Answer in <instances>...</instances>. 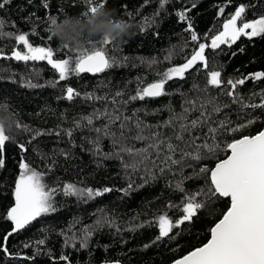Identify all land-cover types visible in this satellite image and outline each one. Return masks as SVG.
I'll list each match as a JSON object with an SVG mask.
<instances>
[{"label":"trees","instance_id":"16d2710c","mask_svg":"<svg viewBox=\"0 0 264 264\" xmlns=\"http://www.w3.org/2000/svg\"><path fill=\"white\" fill-rule=\"evenodd\" d=\"M195 2L196 7L192 8V0H170V3L161 10L160 0H149L148 3H145V0H108L106 8L114 10L117 17L131 20L136 25L132 29V36L116 40L115 48L108 46L109 55L115 56L120 63L104 73L70 77L68 81L60 82L55 88L48 86L47 82L58 79V74L54 73L46 62H29L25 65L23 62L0 59V84L3 85L0 103H4L7 98L10 110L19 113L16 116L17 120L22 125H28L33 132L52 133V135L40 136L34 141L33 132H24L15 127L11 133H7L14 137L12 139L14 143L7 145L6 166L0 169V242L12 228L10 222L3 220V216L14 204V182L19 174L21 158L42 172L47 171L46 164L55 162L54 171L49 172L45 177L49 185H53L56 178H59L61 183L72 182L81 187L94 189L103 187L114 189L102 197L87 202L79 201L76 197L57 196L56 213L38 218L25 230L9 238L8 247L21 256L35 255L37 252L35 242L46 238V243L40 246V254L35 255V260L14 259L0 254V264H63L58 260L61 253L69 255L72 264H106V262L168 264L208 241L209 229L227 210L228 199L220 198L211 205L213 212L209 214L205 210L200 213L201 219L182 226V229L177 230L180 235L174 240L152 244V240L158 235V228L145 225L144 228H137L134 231L127 229L134 224L148 221L164 211H168L173 218L180 215L178 210H168L165 207L169 202L174 204L181 202L182 194L169 187L170 184L174 185L181 179L179 171L174 166L175 175L173 172H165L163 175L157 172V179L147 184H144L141 178L143 173L131 174L134 190L125 195L121 190L128 187L129 180L125 178L121 160L115 156L105 158L103 155L118 151V147L114 148L111 139L105 137L100 141L101 153L96 154L93 144L89 141L94 140L97 134L89 131L88 128H76V123L81 117L90 115L95 109L103 110L105 107V102L85 101L84 93L108 95L110 101L116 91H121L125 93L122 99H127L129 95L135 94L138 77L142 78L146 85L158 78L157 72L185 62L184 57L190 56L195 45L190 41L189 33L183 31L187 22L179 21L176 12L191 9L189 15L201 37L205 33H208L209 37L218 34L222 30L224 20L234 14L240 4L254 5L246 11V18L249 20L258 18L264 13V0H195ZM124 3L127 4V10L121 7ZM48 4L49 7L46 9L43 7V0H32L31 3L29 0H12L5 9H0V19L6 22L4 31L14 34L29 33L30 42L34 46H43L46 41L42 37L48 27L49 15H55L59 20L65 15H79L85 9L81 0H48ZM221 5H226L225 12L223 15H218ZM128 12L132 13V17L128 16ZM146 18L147 23H145ZM33 29L36 34H32ZM156 33L158 35H155ZM185 40L188 41V47L181 50L180 45ZM58 42L59 40L55 38L50 43L58 46ZM202 42H210V40H202ZM15 47L17 45L14 37L0 38V48L4 49L5 54L10 55ZM18 47L21 50L23 48L22 45ZM174 47L176 54L169 63L164 57ZM240 49L243 51L241 52ZM206 54L210 58L209 70L221 71L225 81L264 71V38L256 37L250 41L242 37L231 48L222 45L216 52L206 50ZM54 58H64L63 53H57ZM153 58L158 63L149 67L148 61ZM34 69L39 71V76L31 75ZM29 79L32 83L45 86L24 87V83ZM206 83V72L193 69L186 74L185 80L176 79L166 85V90L171 92V95L134 101L127 106L125 114L131 115L133 110L139 108L142 109L139 115L146 123L163 124L173 112H183L184 107L188 106L185 104L186 100H195L199 103L214 98L217 104L228 106L212 114V120L216 123H212L211 126L215 127L219 121L224 120L231 121L230 127L245 125L239 132L218 135L217 142L220 143L221 148L242 135H255L261 131L264 127V109L241 110L238 104L232 103L231 98L224 94L227 90L224 86L221 90L208 88L206 93L199 91L198 89L206 87ZM193 85L198 88H194ZM67 86L73 87L82 95L74 101L61 99L60 97L65 95ZM261 92H264V81L249 79L239 87V93L244 97L245 103H260ZM107 106L112 107L110 103H107ZM208 111H212L211 106L208 107ZM199 115L197 111L190 112L188 119L189 121L196 119ZM249 120L255 122L249 124ZM105 123L104 119L95 120L94 127H101ZM63 130H73L72 137L64 134ZM161 130L171 135L168 129ZM57 131L61 132L60 136L55 135ZM184 135L185 140H188L189 134ZM191 135L198 137L196 144H203L205 141L211 143L208 126L198 128ZM172 142L180 144L184 151H193V147H185L175 138ZM18 143L26 144L28 151L20 152L15 146ZM136 146L143 147V144L136 142ZM62 151L70 153V156L62 155ZM227 154L228 152L218 151L215 156L201 161L187 159L185 163L189 166L184 167L183 175L192 178L184 180L186 191L194 193L206 188L207 175L199 174V168L205 165L211 168ZM176 158H180L179 152ZM100 216L114 218L120 226V231L105 226L93 234L86 249H80L78 244L76 248L64 246V236L60 234L62 231L71 235L68 232L71 227L72 231L80 234L85 226L94 225ZM74 221L79 222L73 227ZM25 243L31 244L32 247H23ZM146 244L149 247L145 248Z\"/></svg>","mask_w":264,"mask_h":264},{"label":"snow or ice","instance_id":"6c2138e0","mask_svg":"<svg viewBox=\"0 0 264 264\" xmlns=\"http://www.w3.org/2000/svg\"><path fill=\"white\" fill-rule=\"evenodd\" d=\"M12 0H2L0 9H5ZM32 0H29L31 3ZM85 5V9L79 14L87 16L89 13H95L98 9L105 8L108 0H81ZM149 0H145L148 3ZM170 0H160V9L163 10ZM43 7L48 8V0H43ZM122 9L127 10V4L121 5ZM192 8L196 7L195 0H192ZM226 5H221L218 15H223ZM254 7L252 4H240L236 7L234 14L226 18L222 24V30L218 34L208 36L205 33L203 37L198 35L195 30L189 12L191 9H184L176 12L179 21H186L187 25L183 29L189 33L190 41L195 45L190 56H185L183 63L168 67L162 72H157V79L154 82L144 84L142 78H137V85L134 95H129L127 99H122L125 93L116 91L109 101L108 95L97 96L94 92H86L83 94L85 101H101L105 102L103 110L95 109L90 115L81 117L76 123V128H88L89 131L95 132L96 138L89 141L94 146L96 154L101 153L99 147L100 141L107 137L110 138L114 148L118 147V151L114 153H103L105 158L115 156L121 160L122 168L125 172V178L129 180L128 187L121 191L127 195L134 190V181L131 180V174L143 173L142 179L144 184L157 179V172L163 175L165 172H173L174 166L181 176L174 185L170 184L175 191L182 194L180 204L167 203L165 207L168 210L176 209L180 212L178 217H171L168 211L158 213L152 219L144 221L140 224H134L129 227L128 231H134L137 228L148 227L158 228V235L152 240V244L163 242L164 240H174L180 235L177 230L182 226L194 223L201 219L200 213L207 210L209 214L214 211L211 207L215 201L220 198H228L230 206L227 211L222 214V218L214 223L210 231V239L200 247H195L187 254L182 255L178 259L173 260V264H264V130L259 131L255 135H242L238 139H233L221 148L217 142L218 135L223 133L239 132L245 125H237L230 127L231 121H219L217 126H211L216 123L212 120V114L220 112L222 107L228 105H219L214 98L200 101L186 100L183 112H173L169 119L163 124H148L140 117L142 109H135L131 115L125 114L127 106L134 101H146L148 98H158L172 93L166 90V85L170 81L185 80L186 74L191 70H204L207 76V83L204 89H198L201 92H207L208 88L221 90L224 86L227 90L224 92L226 96L231 98V102L238 104L240 109H264V92H261L260 103H245L244 97L239 93V87L243 86L247 80L264 81V71L251 73L248 76L227 79L222 78V72L219 70H209L210 58L206 54V50L216 52L221 49L222 45L231 48L242 37L252 40L253 38H264V13L258 18L247 19L246 11ZM132 17V13H127ZM48 27L45 29L43 46H34L29 39V33L14 34L5 32L6 22L0 19V38H13L16 41L15 47L10 55L5 54L4 49L0 48V59L14 60L23 62L27 65L29 62H46L54 73L58 74V79L47 82L50 87H57L60 82H66L70 77H79L81 74H100L108 69L117 66L120 61L115 56L109 55L108 46L116 47V39L105 37L100 39L93 46L89 44L83 49L73 48L62 41L58 42V46L50 42L54 41L55 33L52 26L58 21L57 16L49 15L47 17ZM155 21L153 20L152 23ZM145 23H147V18ZM143 30V29H142ZM32 34H36L33 29ZM155 35H158L156 33ZM208 41L210 42H202ZM22 45V50L18 47ZM188 47V41L185 40L180 45L181 50ZM242 52L243 49H240ZM57 53H63L64 58H54ZM175 47L168 51V55L164 57L166 61L171 63L175 57ZM235 55V53H233ZM126 59V58H125ZM158 61L153 58L148 61V66L157 64ZM198 65L200 67H198ZM31 75L39 76V71L35 70ZM28 88L44 87L45 85L32 83L26 80L23 85ZM194 88L198 86L193 85ZM0 92H3V85L0 84ZM82 94L71 86L65 89V95L60 97L67 101H74ZM256 94L254 93L253 96ZM107 103L112 105L111 108ZM211 106L212 111H208ZM0 109L11 111L10 105L5 98L4 103H0ZM197 111L199 117L189 121V113ZM12 112V111H11ZM13 113V112H12ZM18 116L19 113H13ZM145 114L148 113L145 111ZM104 119L106 123L101 127H94V121ZM249 120L248 123H254ZM208 126V135L211 143L205 141L203 144H196L198 137H194L191 133L198 128ZM16 128L24 132H33L28 125H22L17 120ZM161 129H168L171 133ZM64 134L72 137L73 130H63ZM185 133L189 134V139L185 140ZM52 135L51 132L35 131L32 140H36L40 136ZM56 136H60L61 132H55ZM180 141L185 147H193V151H184L180 144L173 143L172 140ZM136 142L143 144V147H137ZM9 143H14L7 135L3 125H0V169L6 166L5 153ZM20 152H27L28 147L24 143L15 144ZM206 150V151H205ZM218 151L230 153L226 158L218 160L214 167L209 168L207 165L199 168V174L207 175L208 186L197 192L189 193L184 187V180L192 177H184L183 169L189 166L185 163L187 159L201 161L210 156H215ZM180 158L177 159V153ZM62 155L68 157L70 153L61 152ZM127 157V159H125ZM47 171H38L32 167L30 163L21 158L19 162V174L14 182V204L6 210L3 220L10 222L12 228L2 238L0 242V254L3 256L23 259L26 261H34L35 255L40 254V246L45 245L46 238L35 242L37 252L33 256H21L14 253L8 247L9 238L14 234L20 233L30 226L38 218L46 217L49 214L57 212L56 197L62 195L64 197H76L77 200L87 202L97 197H102L106 193L112 192L111 187H103L94 189L92 187H81L76 183H61L56 178L53 185H49L45 181V177L49 172L55 169V162L46 164ZM175 175V172H173ZM143 187V185H136ZM79 221H74L75 223ZM115 228L120 231V226L114 218L108 216H100L96 219L94 225L85 226L80 234L72 231L70 227L68 232L71 235L61 232L64 236V246L76 248L77 244L80 249L89 247L93 234L103 227ZM25 248L32 247L31 244L25 243ZM149 247L148 244L144 246ZM51 255V253H49ZM58 260L63 264H72L69 255L61 253ZM112 264V262H106ZM119 264V262H115Z\"/></svg>","mask_w":264,"mask_h":264},{"label":"clouds","instance_id":"9594fccd","mask_svg":"<svg viewBox=\"0 0 264 264\" xmlns=\"http://www.w3.org/2000/svg\"><path fill=\"white\" fill-rule=\"evenodd\" d=\"M135 27L131 20L117 17L114 10L105 7L87 16L65 15L52 26V31L59 41L73 48L83 49L89 44L94 46L105 37L116 40L130 37ZM16 123L17 118L11 111L0 109V125H3L7 133L14 130Z\"/></svg>","mask_w":264,"mask_h":264},{"label":"water","instance_id":"95a60500","mask_svg":"<svg viewBox=\"0 0 264 264\" xmlns=\"http://www.w3.org/2000/svg\"><path fill=\"white\" fill-rule=\"evenodd\" d=\"M88 75H93V74H88ZM262 130H264V127L261 129V131H262ZM229 154H230V153H228L227 155H229ZM226 157H227V156H226ZM226 157H225V158H226ZM213 167H214V166H213ZM222 199H228V198H222ZM228 200H229V199H228ZM229 206H230V200H229ZM229 206H228V207H229ZM227 209H228V208H227ZM226 211H227V210H226ZM226 211H225V212H226ZM221 218H222V217H221ZM217 222H218V221H217ZM213 226H214V225H213ZM209 239H210V237H209ZM206 243H207V242H206ZM201 246H202V245H201ZM199 247H200V246H199ZM187 253H188V252H187ZM187 253H186V254H187ZM184 255H185V254H184ZM179 258H180V257H179ZM177 259H178V258H177ZM168 264H173V262L168 263Z\"/></svg>","mask_w":264,"mask_h":264},{"label":"rangeland","instance_id":"374dc122","mask_svg":"<svg viewBox=\"0 0 264 264\" xmlns=\"http://www.w3.org/2000/svg\"><path fill=\"white\" fill-rule=\"evenodd\" d=\"M23 47V46H22Z\"/></svg>","mask_w":264,"mask_h":264}]
</instances>
